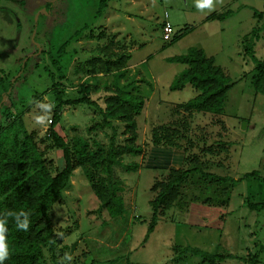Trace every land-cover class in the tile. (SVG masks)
<instances>
[{
	"label": "rangeland",
	"instance_id": "obj_1",
	"mask_svg": "<svg viewBox=\"0 0 264 264\" xmlns=\"http://www.w3.org/2000/svg\"><path fill=\"white\" fill-rule=\"evenodd\" d=\"M71 1L0 0V69L11 81H17L7 103L13 105V114H21L27 130L35 135L41 149L49 144L48 134L56 107L49 75L53 68L46 53L53 43L59 46L61 42H69L64 60L74 51L76 56L67 78L61 82L64 99L82 97L84 88H89L92 98L103 104L104 96L113 93L116 85L129 91L134 83L148 84L150 79L160 90L152 100L146 99V108L137 119L141 142L151 141L153 134H159L160 127L166 126L176 136L177 144L181 143L186 157L195 162H190L187 168L195 167L197 163L207 172L235 179L255 170H264V94H257L253 88L254 63L246 59L242 47L243 37L264 23V16L261 19L253 16L255 12L264 15V0H214L211 10L197 9L195 0H112L104 15L97 19L91 4L99 0H91V4L90 0H75L68 14ZM89 4L91 8L86 9ZM93 6L95 8L96 4ZM59 10L60 14L56 15ZM226 11H232L233 15L222 21L208 20L209 16ZM166 12L174 27L170 41H165L162 32ZM86 26H89L88 30L78 41L75 35ZM186 27L192 30L182 36ZM176 34L180 38L173 41ZM261 35L256 47L260 59L264 57V32ZM193 47L214 57L216 64L234 82L221 114L180 112L179 105L193 99L198 91L191 86L178 91L169 88L186 65L169 63L167 59L187 54ZM122 56L128 57L122 65L125 77H128L123 87L120 80L115 83L114 73L105 72L104 66L106 61L113 62ZM35 94L36 98H32ZM160 103L164 106L159 110L160 114H156ZM42 105H51V108L46 110ZM40 116L45 117L42 122L37 119ZM13 119L0 116V125L5 127ZM99 121L101 113L95 106H65L57 131L67 141L80 136L107 144L113 130L96 126ZM115 125L118 141L123 143L124 126ZM47 155L53 172L63 166L61 151H49ZM121 173L123 202L118 209L122 214L114 215L108 209L100 208L101 203L81 170L73 176L74 183L80 188L79 194L66 205L57 203L49 213L58 232L66 235L68 230L71 231L67 235L69 241L98 238L99 243L94 242L95 247H90L91 254L84 255L89 261L93 262L92 256L97 254L105 259L117 258L101 242L108 236L116 239L125 233L139 243L150 224L152 208L149 201L155 195L152 190L154 179L148 182L142 177L138 182L136 171L122 170ZM187 186L181 201H185L183 209L188 210H174L177 226L167 219L159 222L149 243L129 258L130 264H210L202 262L200 257L176 252L175 247L199 248L209 254L227 252L245 258L258 246H264V210L252 212L243 204L245 199L254 203L264 200V181L250 179L236 187L208 185L202 197L217 195L219 198L217 201L211 198V204L207 206L195 201L201 192L197 188L194 190L192 184ZM87 210H90L88 215ZM131 211L136 219L141 218L140 221L147 218V224L139 223L120 232L119 227L110 223L130 216ZM192 212L194 225L182 223L185 213ZM173 213L167 211L160 217H171ZM58 243L62 247L61 242ZM44 253L43 264H53L49 249ZM176 257L178 260L174 261ZM262 261L264 264V255ZM221 264L244 263L228 261Z\"/></svg>",
	"mask_w": 264,
	"mask_h": 264
},
{
	"label": "trees",
	"instance_id": "obj_2",
	"mask_svg": "<svg viewBox=\"0 0 264 264\" xmlns=\"http://www.w3.org/2000/svg\"><path fill=\"white\" fill-rule=\"evenodd\" d=\"M110 1L112 2V0H99L98 4H93V2L91 4L90 0L95 19L104 15ZM74 4L75 0L69 3L68 14L72 11ZM90 4L89 7L85 8L90 9ZM95 4L96 7L94 8L93 5ZM61 10L57 11L56 15H59ZM232 15V11H226L209 16L208 20L222 21ZM254 16L261 19L264 15L255 12ZM88 28L89 26H86L75 35L78 41L83 37L82 33ZM191 30V27H186L181 33L182 36L190 33ZM263 32L264 23L260 27L253 28L242 40L246 59L254 63L252 82L257 94H264V57L260 59L256 55L257 43L262 39L261 34ZM179 38L180 35L176 34L173 41ZM68 46L69 42H61L59 46L53 43L46 53L53 68L49 75L52 79L51 92L54 94L56 107L48 134L49 144L46 145L45 149L40 148L35 135L27 130L21 114L12 113L13 105H9L7 99L13 94L17 81H11L9 75L0 69V116L7 119L14 118L5 127L0 125V213L9 210H25L31 213V223L27 232L17 229L13 218H8L9 258L4 264H43L45 262V249H49L53 264H58V260L64 258L65 248L58 243L60 241L58 240L57 229L49 213L54 205L62 200L63 193L69 187L76 170H81L84 174L93 193L101 203L100 208H106L112 214L120 215L122 210L120 211L118 206L122 205L123 202L120 195L122 181L117 174V169L130 172L137 171L139 168L137 163L125 164L124 159L125 157H136L143 152L142 147L138 145L137 119L146 108L145 96L130 93L116 85L113 93L104 96L103 104L100 103V100L92 98L89 88H84L82 97L64 99L61 82L67 78L76 56V51H74L67 60H64L65 55L68 54ZM127 58L122 56L113 62L108 60L104 65L105 72L114 73L116 84L118 80L125 77L126 72L122 65ZM167 61L186 65V69L171 84V91L183 90L187 85L198 91V95L193 99L179 105L180 112L187 114H221L223 112L227 96L234 82L216 64L214 57H208L202 49L193 47L187 54L170 57ZM36 96L37 94L31 97L36 98ZM72 105H89L99 109L101 121L96 126L108 127L113 130L107 144L90 141L88 138L80 136L67 141L58 133L57 126L62 120V111L65 106ZM115 124L124 126L122 135L125 139L123 143L118 141ZM93 128L94 126L90 127V130ZM166 128V126H161L158 130L160 133L153 134L152 143L181 148V143L177 144L179 141L176 136ZM49 151L62 152L63 166L57 167L55 172L52 171L50 161L47 158ZM190 162L195 163L186 157L184 168L172 170L166 178L154 183L152 190L155 196L150 202L152 217L144 241H147L155 231L160 216L164 212L172 209L188 210V208L183 209L185 201H181L183 195L186 194L185 189L188 184H192L195 186L194 190L197 188L201 192L199 194L201 196L195 197V201L207 206L211 204L209 203L211 198L212 201H217L219 198L217 195H215L216 197H202L204 195L202 192L206 191L208 185L230 184L236 187L250 179L264 181V170H255L235 179L230 176H220L207 172L197 163L195 167L187 168ZM243 204L252 212L264 210V200L254 203L250 199H245ZM174 250L200 257L202 262L205 261L210 264H221L228 261L262 264V256L264 255V246L262 245L245 258H239L227 252L209 254L199 248L192 247H175ZM177 260V257L174 258V261Z\"/></svg>",
	"mask_w": 264,
	"mask_h": 264
},
{
	"label": "crops",
	"instance_id": "obj_3",
	"mask_svg": "<svg viewBox=\"0 0 264 264\" xmlns=\"http://www.w3.org/2000/svg\"><path fill=\"white\" fill-rule=\"evenodd\" d=\"M169 18L167 19L168 21H169ZM254 18L256 17L254 16ZM164 20H165V17H164ZM173 32H174V27H173ZM127 79L128 77H123L120 79L122 87L127 82L126 81ZM148 80H149L148 84L147 82L146 84L140 83V82L134 83L133 85H131L132 87L129 89V91H131L132 93L136 95H142L143 97L145 96L146 99L152 100L155 94H157V92L160 90V87L157 83L152 82V80L150 79ZM166 86L168 85H165L164 87ZM170 86L171 85H169V88ZM187 86H190V85H187ZM146 94H148V96ZM162 106L164 105L160 103L159 107H157L156 109V114L158 113L160 114L159 110L162 109L161 108ZM138 145H140L143 149L142 154L136 157H133V156L125 157L124 159L125 164L126 163H137L139 165V168L136 171L137 175H135V178L136 180H138V182H140L141 178L144 177L148 182H151L154 179L153 181L155 183L156 181H160L166 178L168 174L170 173V171L180 170L184 168L185 166L186 153L184 149L172 147V146H166V145H154L152 141L145 140L141 142L140 139L138 140ZM78 171L79 170H76L73 176ZM121 172H122V169H117V174L120 178L122 174ZM156 172H159L160 174H157ZM73 176L71 178V183L69 187L64 191L62 200L60 201L59 204L66 205L69 201L71 200L73 201V197L79 194L80 188H77L78 183H74ZM150 202L151 200L149 201V204ZM174 210L175 209L168 211V213H170L171 211L174 212L173 216L160 217L159 222H161L163 219L165 220L167 219L168 222L174 224V226L176 227L178 223L177 221H175L176 217H174L175 216ZM89 212L90 210H87V215ZM193 214L194 212H192L191 214L185 213V217L183 221L181 222L182 223L185 222V224L188 226H193L194 225L193 218H192ZM137 219L133 216V213L131 211L130 216L127 215L126 217L125 216L121 217L118 220L116 219L115 221L110 222V223H112V225L116 227H119L120 232H125L126 230L131 229L132 227L136 226V224H139V223H141L142 226L147 224L146 222L147 218L144 219L143 221H140L141 219L140 217H138ZM103 225L104 224H102V226ZM77 226H80V223H78ZM70 234H71V231L69 230H68V233L64 235L63 233L58 232V229H57L58 240L61 242L62 247L65 248L64 251L66 253H70L73 257L71 264H130L129 258L133 256L134 254H136L141 248H144L151 239V237H149V239L146 242H144V238H145L144 236L139 240V243H137V242H134V238H129L128 235H126L125 233L121 236H118L116 239L110 238V236H108L107 240L101 243L105 244L112 252L113 254L112 256H117V258L112 257V258L105 259V258H101L100 256H97L98 255L97 254L96 256L95 255L92 256L93 258V262H92V261H89L88 258H85V256L88 257L89 254H91L89 251H90V247L91 248L95 247L94 242L95 244L99 243L98 238L96 239L91 238V240L85 239V238H79L76 241H69V238L67 237V235H70ZM106 234H108V232ZM82 245L83 246L85 245V247L82 248L81 247ZM58 264H67V262L63 261V258H60L58 260Z\"/></svg>",
	"mask_w": 264,
	"mask_h": 264
},
{
	"label": "clouds",
	"instance_id": "obj_4",
	"mask_svg": "<svg viewBox=\"0 0 264 264\" xmlns=\"http://www.w3.org/2000/svg\"><path fill=\"white\" fill-rule=\"evenodd\" d=\"M195 6L200 10H211L214 7V0H195ZM41 107L48 110L51 108V105H42ZM37 119L42 122L45 117L40 116ZM30 215V211L25 210H9L0 213V264H4V262L9 258V244L7 241L8 218H13L17 229L27 232L31 223ZM72 260V255L70 253H65L63 261H66L67 264H71Z\"/></svg>",
	"mask_w": 264,
	"mask_h": 264
},
{
	"label": "built area",
	"instance_id": "obj_5",
	"mask_svg": "<svg viewBox=\"0 0 264 264\" xmlns=\"http://www.w3.org/2000/svg\"><path fill=\"white\" fill-rule=\"evenodd\" d=\"M164 17H165V20H164V25L162 28L163 37L165 41H170L174 34L173 25L171 24V22L167 20L169 18V14L167 12L164 14Z\"/></svg>",
	"mask_w": 264,
	"mask_h": 264
}]
</instances>
